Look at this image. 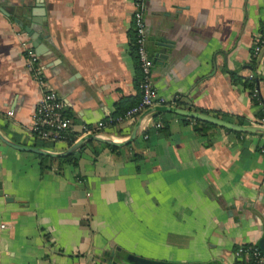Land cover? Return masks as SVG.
Here are the masks:
<instances>
[{
    "label": "crops",
    "instance_id": "0c3cea01",
    "mask_svg": "<svg viewBox=\"0 0 264 264\" xmlns=\"http://www.w3.org/2000/svg\"><path fill=\"white\" fill-rule=\"evenodd\" d=\"M134 10V0H0V132L43 147L31 127L43 88L27 64L30 47L75 137L123 97L122 105L135 99ZM143 19L162 104L245 124L261 117L264 46H254L264 34V0H145ZM157 112L166 129L150 122L146 137L139 126L121 152L88 144L77 164L0 138V264H113L120 249L235 264L234 245L264 232L263 133L219 128L208 141L193 117ZM135 125L96 129L123 140ZM67 147L57 140L43 148Z\"/></svg>",
    "mask_w": 264,
    "mask_h": 264
},
{
    "label": "built area",
    "instance_id": "2783aa9c",
    "mask_svg": "<svg viewBox=\"0 0 264 264\" xmlns=\"http://www.w3.org/2000/svg\"><path fill=\"white\" fill-rule=\"evenodd\" d=\"M135 10L133 17L137 30L138 41V55L140 60L143 78L141 81L142 94L138 104L128 108L124 115L119 117L127 123H135L138 117L147 109L162 104L164 101L158 95L157 89L154 85L152 76V62L146 47V25L143 19V9L145 7V0H134ZM23 44L27 45L26 42ZM29 46V45H27ZM264 46V34L258 36L255 40L254 51L258 52ZM30 47V46H29ZM39 56L31 49L28 50L27 64L33 68L38 75L40 85L43 92L39 97L32 121V130L35 136L41 139L65 140L62 138L63 132L71 129V122L64 114V103L60 100L54 90L46 89L45 73L42 66H40ZM10 112V111H9ZM153 113L147 114L140 122V128L146 129L150 122L157 125L153 121ZM250 124L264 125V116L255 119ZM106 125L105 121L101 119L97 122L96 128H102ZM96 128L85 127L82 134L78 135L75 140L86 133L95 132L101 134ZM74 140V141H75ZM234 259H243L245 262L239 264H264V256L254 242H242L237 244L236 249L233 250Z\"/></svg>",
    "mask_w": 264,
    "mask_h": 264
},
{
    "label": "water",
    "instance_id": "95a60500",
    "mask_svg": "<svg viewBox=\"0 0 264 264\" xmlns=\"http://www.w3.org/2000/svg\"><path fill=\"white\" fill-rule=\"evenodd\" d=\"M28 31H31L29 28H27ZM33 37L36 38V40H39V35L37 36L36 31L33 30ZM36 43V41H35ZM159 110H170L174 111L180 114H184L193 118H198L201 120H205L214 124H217L221 127L230 129V130H235V131H241V132H247V133H263L264 134V125H259V124H241L238 122L230 121L221 117L213 116L210 114H206L203 112H199L196 110H191V109H182L178 107H173L169 105H156L153 106L147 110H145L137 119L136 125L134 130L131 132V134L124 138L123 140H116L112 138L111 136L105 135L103 133L98 134L95 132H89L75 140L72 144H70L67 148L64 150L55 152L51 151L48 149H45L43 147L39 146H31V145H25L21 144L19 142L13 141L7 137H5L1 132H0V138L4 142H6L9 145H12L16 148L23 149V150H30L34 151L37 153H44V154H54V155H62V154H67L75 149H77L85 140L88 139H96L100 140L103 142L115 144V145H122L125 143H128L129 141L133 140L135 138L137 128L140 125V122L142 119L149 113H155ZM255 245L259 248L261 251L262 255L264 256V232L261 233L260 236H258L255 241ZM113 264H222L219 261L216 260H196V261H189V260H169V259H159V258H153V257H147L143 256L140 254H136L131 251H127L124 249H120L118 251V256H115V259L113 260Z\"/></svg>",
    "mask_w": 264,
    "mask_h": 264
},
{
    "label": "trees",
    "instance_id": "16d2710c",
    "mask_svg": "<svg viewBox=\"0 0 264 264\" xmlns=\"http://www.w3.org/2000/svg\"><path fill=\"white\" fill-rule=\"evenodd\" d=\"M130 38H131V42H130L131 49H132V52L134 53V56H135L136 66H137L138 70L140 71V76H139L140 77V81H139L140 82V93L135 99H133L132 101H130L129 103H127L125 105H122L123 102H127V100H129L130 97L129 96L123 97L121 99V101L118 102L114 112L110 116H107V117H105L103 119L107 125L108 124L118 123L120 121L119 117L123 116L125 111L128 108H130L133 105L138 104V102L140 101V98H141V94H142L141 81H142V78H143V72H142V69H141L139 55H138V46H139V44H138V41H137L138 36H137V30H136V26H135V20H133V23H132V26H131ZM234 79L235 80H237V79L239 80L240 77H236ZM246 83L251 85V83L248 82V78L246 79ZM159 114H160V112H155V113L152 114V117L155 119V122H157V125L154 124L155 125L154 127L157 130H160V129L164 130V129H166V121H164L162 118H159L158 117ZM257 115H259L261 117L264 116V111L258 113ZM192 119H193V127H194L195 132L200 134V135L206 136L208 141H209V136L211 134H213V131H215V130H217L219 128H223L226 131L235 134L236 136H242V135L246 134V132L230 130V129L221 127V126H219L217 124H214V123H211V122H208V121H205V120H201V119H198V118H192ZM237 122L241 123V124H245L246 123L245 119L241 118V117H239L237 119ZM144 134L146 135V137H148V129H146L144 131ZM62 135H64L62 138H65V140L67 141V145L68 146L70 144H72L74 142L75 138H76L74 133L71 131V129L68 130V131L63 132ZM56 141L57 140H53V139H42L41 145L43 147L53 148L55 143H56ZM96 142L99 144L100 147H108V148H110L113 151H118L119 150L121 152V150L131 147V142L121 146V145H115V144L102 142V141H95V140L91 139L89 141H86V142L82 143L77 149H75L74 151H72L70 153H67V154L54 155V154L39 153V155H40L41 158L49 159V160H51V162H56L59 165H62L64 163L77 164L78 157H79V154L81 153V151L88 144H94ZM93 148L95 149V152H98V148H99L98 146H95ZM141 156H142L141 153L136 152V151L132 154V157L134 159H138ZM236 247H237V244L234 245V249H236ZM243 262H245L243 259H234V263L235 264H239V263H243Z\"/></svg>",
    "mask_w": 264,
    "mask_h": 264
}]
</instances>
